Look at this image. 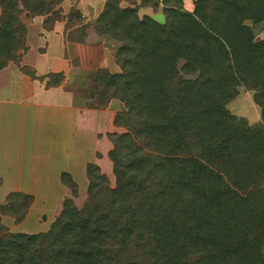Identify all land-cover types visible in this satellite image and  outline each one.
Returning a JSON list of instances; mask_svg holds the SVG:
<instances>
[{
  "label": "trees",
  "instance_id": "trees-1",
  "mask_svg": "<svg viewBox=\"0 0 264 264\" xmlns=\"http://www.w3.org/2000/svg\"><path fill=\"white\" fill-rule=\"evenodd\" d=\"M53 1L25 7L43 15ZM183 1L159 2L163 23L121 0H107L96 19L97 32L120 45L119 73L98 76L124 108L114 125L125 132L107 135L116 186L97 207L114 229L90 215L87 242L58 264H134L123 258L132 239L146 250L143 264H264V108L251 128L226 107L239 85H255L264 102V40L244 24H264V0H194L192 12ZM25 34L6 11L0 69ZM103 182L91 181L97 196ZM30 241L3 235L0 264H41Z\"/></svg>",
  "mask_w": 264,
  "mask_h": 264
},
{
  "label": "rangeland",
  "instance_id": "rangeland-1",
  "mask_svg": "<svg viewBox=\"0 0 264 264\" xmlns=\"http://www.w3.org/2000/svg\"><path fill=\"white\" fill-rule=\"evenodd\" d=\"M137 1L144 5V0ZM146 1L155 4L156 8L153 10L150 5L143 6L142 8H150L149 10L148 8L141 9V15L161 10L159 9L160 0ZM25 2L26 0H13L9 4L0 3V25L8 11L18 18L26 31L30 19H32V25L45 27L47 31L53 23H59L60 26L65 27V30H60L61 28L58 27L55 34L58 35V39H62V44L65 42L69 46V49L64 48V58L61 51L57 52L56 56L60 60L58 64L61 66L54 71L58 76L51 75V78H55V85H60L58 90L64 89L71 93L74 111L81 115H77L78 120L69 131H65L60 124V137L55 143L56 148L53 145H46L45 141L43 145L39 144L35 148L32 155L37 156L38 167L34 170L27 167L28 173L38 174L41 177L43 186L38 190L34 189L35 194L21 193L16 188L10 190L5 186L4 180L0 179V224L2 226L0 238L3 235L18 234L31 237V241L24 245L25 249L38 258L41 264H58L57 261H65L73 257L77 250L87 242L86 224L89 222L90 215L99 218L103 226L114 229L113 221L97 207L100 206L99 200L105 198L107 190L114 189L116 186L112 171L113 165L108 157L113 145L107 135L125 132L124 128L114 125L115 116L123 112L124 108L118 100L113 98L111 88L108 85L99 84L98 81L99 74H105L107 68L109 70L112 68L113 61L116 59L113 52H105L100 48L97 49L98 52L89 54L91 55L89 59L86 53V66H80L78 56L82 51L76 48L70 49L71 44L68 41H82L83 36L93 47L103 42L96 30V19L83 21L80 17L82 14L71 10V4H68L67 0L65 2L54 0L53 7L43 15H35L27 11ZM193 5L194 0L183 1V9L187 12L193 11ZM71 15H78L79 19L71 18ZM153 17L159 22L165 19L162 12H155ZM244 24L249 28L255 40H264L263 23L246 20ZM54 38L53 35L48 36L51 43L55 42ZM107 41L110 42L108 39ZM31 52H34L33 55L36 53L34 50ZM26 53L25 37L22 46L16 52L15 59L9 61L7 65L13 63L20 67ZM81 55L84 56V52ZM57 57L54 58L58 59ZM114 62L118 64L116 60ZM29 68L31 69L27 66L25 71H29ZM67 68H71V71H66ZM195 77L193 75L184 78L195 80ZM226 107L231 114L242 119L247 126L256 128L261 125L260 113L264 108V102L261 98V91L255 85L237 86L233 100ZM13 133L14 136L10 138L9 135L8 140H17L18 134L15 130ZM31 133L34 135L31 130L26 132V138L30 141ZM69 135H71L70 138ZM22 148L26 151L20 155V158L28 159L31 156L27 151L29 148ZM53 171H56L53 174L55 179L51 180ZM98 174L104 176L106 184L103 182V185L100 184L97 187L99 191L97 196L91 181ZM49 177L50 185L44 187L43 182ZM56 184L58 186L55 187ZM67 238H71L72 241L64 243L63 240ZM136 244L138 241L132 239L123 258H127L134 264H143L148 261L146 250Z\"/></svg>",
  "mask_w": 264,
  "mask_h": 264
},
{
  "label": "crops",
  "instance_id": "crops-1",
  "mask_svg": "<svg viewBox=\"0 0 264 264\" xmlns=\"http://www.w3.org/2000/svg\"><path fill=\"white\" fill-rule=\"evenodd\" d=\"M106 1L67 0V3L71 4L70 8L75 13H81L80 17L86 22L98 18L104 9ZM143 3L144 5H141L137 0H121L119 6L122 9L137 8L139 18L148 16L155 19L153 17L155 12L163 13V7L161 8L162 4H160L159 9L162 11L158 10L154 13H144L141 15V9L148 8L149 10L150 7L153 8L151 3H148L146 0ZM147 5H150V7L142 8ZM72 17L76 20L79 19L78 15H71ZM31 21L32 19H30L29 24L26 26L27 53L22 58V63L20 62L22 67L9 63L0 69V179L4 180V184L8 189L16 188L17 191L19 190L21 193L26 194H35L36 190L43 186L41 177L38 174L27 172V167L31 170L38 167L39 160L37 156L32 155L35 152V148L39 144L43 145L44 141L46 145H53L56 148L55 143L60 137V124H62L65 131H69L72 125L75 126L76 120H78L77 115H81L74 111L75 107L73 106L71 93L64 89L62 91L58 90L57 88L60 85H55V78H51V75L54 77L58 76L54 71L61 66V64L60 66L58 64L60 60L56 56L57 52L61 51V55L64 58V48L69 49V46L65 42L62 44V39H58V35L55 34L59 29L58 27L61 28L60 30H65V27L60 26L59 23H53L47 31L44 29L45 27L39 25L37 27L35 26L36 24L32 25ZM49 35L55 37V42L51 43L48 40ZM100 36L103 42L98 43V46L95 47L89 45L84 36L83 40L79 42L68 41L71 44L70 49L76 48L84 52V56L81 55L82 52L78 56L80 66H86V53L89 59L100 48L105 52H113V56H115L119 43L111 38H107L108 36L106 37V35ZM32 50L36 52L35 55H33L34 52H31ZM114 61L112 68L110 70L107 68L106 72L110 74L119 73V66ZM27 66L31 67V69L29 68L30 72L25 71ZM71 68H67L66 71H71ZM12 129L18 134L16 136L18 141L7 139L9 135L10 138L14 136ZM28 130L34 132V135L31 133V141L26 138ZM22 147L29 148L27 151L30 152L29 156H31L28 159L20 158V155L26 151ZM11 156L13 157L11 158ZM55 172H51V180L55 179V175H53ZM49 180L50 177L43 182L44 187L50 185ZM56 186L58 185L56 184Z\"/></svg>",
  "mask_w": 264,
  "mask_h": 264
}]
</instances>
